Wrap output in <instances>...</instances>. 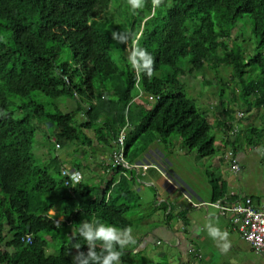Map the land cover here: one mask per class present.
<instances>
[{
  "label": "trees",
  "instance_id": "obj_1",
  "mask_svg": "<svg viewBox=\"0 0 264 264\" xmlns=\"http://www.w3.org/2000/svg\"><path fill=\"white\" fill-rule=\"evenodd\" d=\"M112 1L0 0V264H128L112 230L132 228L125 215L138 197L126 169L106 160L119 149L125 125L128 162L154 143L171 145L174 136L187 151L212 157L213 127L234 152L239 141L264 144L263 129L253 124L260 114L264 126V0H128L125 28L103 16ZM65 50L70 57L63 59ZM205 67L220 99L224 89L232 96L200 112L181 79ZM227 68L231 86L218 83ZM36 95L76 106L64 113ZM37 133H49L54 148L72 146L74 155L102 149V174L114 169L106 187H89L83 177L65 187L61 170L67 165L80 172L81 164L63 156L61 163L45 157L39 165L32 150ZM218 184H211L212 202L227 194ZM102 228L111 237L101 238Z\"/></svg>",
  "mask_w": 264,
  "mask_h": 264
},
{
  "label": "crops",
  "instance_id": "obj_2",
  "mask_svg": "<svg viewBox=\"0 0 264 264\" xmlns=\"http://www.w3.org/2000/svg\"><path fill=\"white\" fill-rule=\"evenodd\" d=\"M259 127L264 131V126H262V124ZM236 144L237 150L235 151V159L241 166V170L230 178L212 177V179L208 181L210 183L207 196L208 199L205 196L202 197L195 193L193 188L183 180V177H176L174 172L168 170L166 166L171 167V164L165 160V155L156 147L150 146L148 150L142 153L136 152V154H132L129 160L130 163L151 166L145 170L141 168L126 170L124 174L125 178L130 182L132 193L138 197V201L134 207L136 209L149 208L151 211L156 209L153 214L158 210H164L173 217L172 220L168 222L165 220L164 214L163 222L159 224H149L145 233H133L132 228L124 233L119 231L120 235H115V238L125 257L134 255L135 258L142 262V252L147 250L146 248L148 245H153L151 251H146L144 253L149 255L150 258H147V260L151 264H157L161 262L159 256L162 252L155 250V248L156 246L166 245L168 249L172 250L171 255L174 258L170 260L171 263L168 262L167 264H212V262L217 261L214 259L213 255L210 261H208V258H204L203 254L199 259H196L193 255L194 251H198L201 255L204 250L211 247V244H207L209 235L207 236L206 234L205 238L200 239V233L204 230L202 220L206 221L211 217L216 219L221 218L223 222L220 223L222 225H219L218 228L221 226V231L224 233L226 231L231 238L233 229L235 230L227 217L220 216L216 209L210 206L212 198L215 196L212 194L211 184L214 182L219 183V191H222L221 189L225 187L226 195L228 196L231 194L235 196L234 198L242 196L249 197L256 205L264 204V146L262 144L261 146L263 147L258 146L254 149L245 146V144L240 141ZM220 160L221 159L215 161L214 164L216 167L222 166ZM113 170L106 168V175H110ZM98 179L100 181L99 187L104 189L111 177H103V180L100 178ZM119 179L120 177L116 178V181L111 186L109 194L114 195L115 187ZM219 191L217 189L218 193ZM221 195L226 197L224 194ZM202 203H204V205L197 208L191 206L192 204ZM142 219H140L141 222ZM145 219L148 221L149 217ZM174 221H176L175 226H173ZM181 226H185L183 231L180 230ZM100 234L102 236L101 238L107 236L111 237V234H106L104 228L100 230ZM215 235L214 233L213 238L216 240L217 237ZM213 238L212 240H214ZM238 240V244L230 242L226 247L221 248V253H226L228 255L235 253L236 257H241L242 264H255V262L250 263V261L247 260V262L244 259L243 253H246L247 244L240 238ZM216 242L217 240L215 243ZM216 245H221V243L217 242ZM256 262L258 264H263L258 259Z\"/></svg>",
  "mask_w": 264,
  "mask_h": 264
},
{
  "label": "rangeland",
  "instance_id": "obj_3",
  "mask_svg": "<svg viewBox=\"0 0 264 264\" xmlns=\"http://www.w3.org/2000/svg\"><path fill=\"white\" fill-rule=\"evenodd\" d=\"M107 13H105L103 16L109 19L110 23L113 25L114 28H125L126 27V20H127V9H128V0H113L111 4L108 6ZM240 25H243V21L239 23ZM244 30V29H243ZM127 31H130V28L127 27ZM238 27L234 30L232 33V39H235L238 37ZM244 37H247V34L244 35ZM239 42V40H238ZM253 43V42H252ZM251 52V51H250ZM249 52V53H250ZM248 55V54H245ZM114 57V55H112ZM69 58V53L67 50L63 52L62 58L66 59ZM221 83L222 85H228L231 86L230 81V75H231V69L227 68L224 71H221ZM181 82L184 83L186 88V95L188 98H192L194 102L196 103V106L200 110V112H204L209 107H212L216 104H218V101L221 100L224 104H228L230 101L231 93L228 90L224 89V93L222 94V98L220 99L219 95L217 93L219 92V86L216 84V79L214 78V74L212 71H209L206 69H202L199 73L195 74L194 77H186L183 80L181 79ZM211 84V85H208ZM235 93L238 92V87L236 86L234 88ZM36 99L39 103L44 105H58L62 112L69 113L72 111V109L76 106L73 100L70 99H57V100H49L44 98L41 95H36ZM134 103L138 105H143L141 102L134 101ZM137 105V106H138ZM233 104H231L232 106ZM63 106V107H62ZM235 108V105H233ZM209 119L212 118V114H209ZM262 116V115H261ZM260 114L256 115L257 118L253 122L255 127H259L260 121L257 119L261 117ZM76 123L79 124L82 121V117L79 113L75 115ZM49 127L52 129V126L49 125ZM246 125H241L240 130L244 131ZM49 128V129H50ZM212 136L214 137V148L216 150L215 154L212 157L209 158H200L196 155L195 151H187L186 149L182 148L180 146V141L178 140L177 136L172 137L171 145H165L163 143H154L153 147H156L165 155V160H167L171 167H168V170L174 172L176 177H183V180L187 182L197 193L198 195L202 197H207L209 192V185L212 177H233L236 175L231 168L230 165L227 164V162L224 160L225 155V146H223L222 142V132L215 129L213 127V131L211 132ZM264 134V133H263ZM49 133H37L34 137L33 144H32V150L34 156L40 161L39 165H43V160L46 157L47 158H55L58 162H62V157L65 156L67 159L66 161L68 163L74 164L79 163L81 164L80 172L83 177V182L92 188H98L100 181L98 178L103 180V177H111V175H104L102 174L100 170V165L103 163L104 158V151L99 148H93L94 153L92 154L88 149H80L78 155H74L70 152V149H72V146H68L65 148H62L60 150H56L54 148L52 138L49 140ZM89 136H91V133H89ZM264 146V144H263ZM261 146V147H263ZM138 149V144L133 145L130 152H134ZM42 157V158H41ZM221 159L222 166L216 167L215 161ZM105 161V160H104ZM42 162V163H41ZM225 162V163H224ZM174 175V176H175ZM98 177V178H97ZM128 177V176H127ZM209 177V179H208ZM208 199V197H207ZM150 213V214H149ZM50 216L55 215V212L51 211L49 212ZM195 215L197 216L196 212ZM150 216V217H149ZM125 217L127 220L132 222V232L136 234L145 233L147 230V227L149 224H159L163 222V212L161 210H158L155 214H151V209H134L130 210L126 213ZM149 217V220L146 221L145 218ZM143 218V219H142ZM142 219V222L140 221ZM57 219V221H59ZM141 222V223H140ZM207 222V225H206ZM221 222L223 220L216 219L214 217H211L210 219L202 220V225L204 226V230L200 233V239H203L209 235V239L207 241V244H211V247L204 250L200 256L204 258H208V261L211 260V256H214V259L217 260L216 262H212V264H242L241 257H236V254H226L221 253L223 247H226L227 244L230 242L234 244H238L239 242V234L233 229L232 238L229 237L228 233H225L221 231V226L218 228ZM176 221H174L173 226H175ZM206 225V226H205ZM115 235H120V232L116 229L112 230ZM216 234L217 242H220L221 245H216L215 239L213 238V234ZM238 237V238H237ZM212 238L215 240H212ZM231 239V240H230ZM153 245H148L146 248V251H151V247ZM155 250H159L162 252V254L159 256L161 260V264L165 263H171L170 260H173L171 253L172 250L168 249L166 245L162 246H156ZM144 251V252H146ZM144 252H142V264H150L147 258H150L149 255H146ZM47 254L49 252L47 251ZM240 256V255H239ZM244 259L247 261H250V263L258 264L256 261L257 259L264 264V257H259L256 254H253L250 252L249 247L247 245L246 247V253H243ZM235 258V259H234ZM253 258V259H252ZM144 260V261H143ZM139 259L135 258L134 255H130L125 258V262L130 264L131 262L133 264H138ZM247 261V262H248Z\"/></svg>",
  "mask_w": 264,
  "mask_h": 264
},
{
  "label": "built area",
  "instance_id": "obj_4",
  "mask_svg": "<svg viewBox=\"0 0 264 264\" xmlns=\"http://www.w3.org/2000/svg\"><path fill=\"white\" fill-rule=\"evenodd\" d=\"M125 125L118 136L117 144L119 149L110 153L106 160L107 166L112 168L122 167L126 170L141 168L142 170L148 169L151 166L132 164L125 159L123 152V138L125 135ZM58 148V146H56ZM231 153H228V157ZM231 169L233 172L239 170V166L232 160ZM61 174L66 178L63 182L65 187H73L82 180V174L65 166L61 170ZM230 197L234 195H229ZM202 204H192L193 208L203 206ZM210 206L216 209L218 214L222 217H227L231 225L235 228L239 234L240 239L244 240L249 247L251 253L264 257V204L256 205L249 197H238L236 201L232 202L226 197H223L215 202L210 203ZM58 222H55L57 224ZM184 227L181 226L180 230L183 231ZM26 242H30L29 236L25 238ZM193 255L196 259L200 258V255L194 251Z\"/></svg>",
  "mask_w": 264,
  "mask_h": 264
},
{
  "label": "clouds",
  "instance_id": "obj_5",
  "mask_svg": "<svg viewBox=\"0 0 264 264\" xmlns=\"http://www.w3.org/2000/svg\"><path fill=\"white\" fill-rule=\"evenodd\" d=\"M147 99L148 100H151V98L150 97H147ZM82 117V116H81ZM257 148V147H256ZM55 149L56 150H60V148L58 147H56V145H55ZM255 149V148H254ZM225 155H224V160L227 162V164L228 165H230V168H231V164H232V160L233 161H235V163H237V161H236V155H235V152L234 151H232V149H225ZM228 153H231V156L230 157H228ZM238 164V163H237ZM67 166V165H66ZM148 166H150V165H148ZM238 166H239V170L237 171V172H234V173H238L240 170H241V166L238 164ZM232 170V169H231ZM173 186V185H172ZM197 253H198V251H196ZM199 254V253H198ZM200 255V254H199Z\"/></svg>",
  "mask_w": 264,
  "mask_h": 264
}]
</instances>
